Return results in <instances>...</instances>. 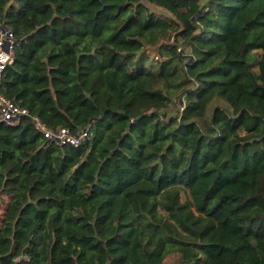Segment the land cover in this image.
I'll list each match as a JSON object with an SVG mask.
<instances>
[{"label":"trees","instance_id":"16d2710c","mask_svg":"<svg viewBox=\"0 0 264 264\" xmlns=\"http://www.w3.org/2000/svg\"><path fill=\"white\" fill-rule=\"evenodd\" d=\"M0 18L19 40L0 93L88 130L60 147L0 121V264H264V0H0Z\"/></svg>","mask_w":264,"mask_h":264},{"label":"built area","instance_id":"2783aa9c","mask_svg":"<svg viewBox=\"0 0 264 264\" xmlns=\"http://www.w3.org/2000/svg\"><path fill=\"white\" fill-rule=\"evenodd\" d=\"M18 45L19 40L7 25L6 19L0 18V87L5 71L14 62L15 49ZM24 117L30 118L34 129L46 140L60 147H78L88 137V130L74 135L67 128L50 129L38 117L30 115L27 109L0 93V121L8 126H16Z\"/></svg>","mask_w":264,"mask_h":264},{"label":"rangeland","instance_id":"374dc122","mask_svg":"<svg viewBox=\"0 0 264 264\" xmlns=\"http://www.w3.org/2000/svg\"><path fill=\"white\" fill-rule=\"evenodd\" d=\"M146 8L148 9V11L154 13L156 16L158 17H162V18H167V19H171L172 16L165 10L161 9L160 7H157V6H154V5H151L147 2L144 3ZM187 199V194H183V197H182V200L185 201ZM4 204L0 205V222L3 218V214H4V211H5V208H6V204L8 203V198L5 197L4 198ZM173 261V258L170 257L167 259V262L168 263H171Z\"/></svg>","mask_w":264,"mask_h":264}]
</instances>
